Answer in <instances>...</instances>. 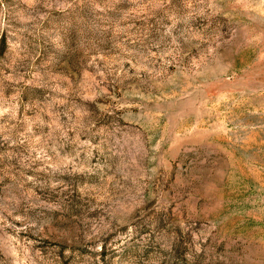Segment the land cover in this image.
Segmentation results:
<instances>
[{"label": "rangeland", "instance_id": "1", "mask_svg": "<svg viewBox=\"0 0 264 264\" xmlns=\"http://www.w3.org/2000/svg\"><path fill=\"white\" fill-rule=\"evenodd\" d=\"M0 264H264V0H0Z\"/></svg>", "mask_w": 264, "mask_h": 264}]
</instances>
